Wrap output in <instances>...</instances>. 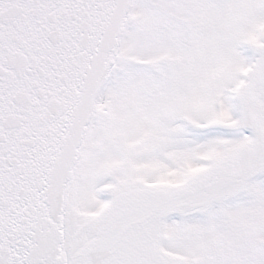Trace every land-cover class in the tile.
Masks as SVG:
<instances>
[{"label":"snow or ice","instance_id":"6c2138e0","mask_svg":"<svg viewBox=\"0 0 264 264\" xmlns=\"http://www.w3.org/2000/svg\"><path fill=\"white\" fill-rule=\"evenodd\" d=\"M0 264H264V0H0Z\"/></svg>","mask_w":264,"mask_h":264}]
</instances>
